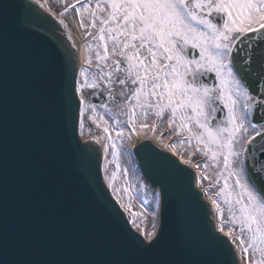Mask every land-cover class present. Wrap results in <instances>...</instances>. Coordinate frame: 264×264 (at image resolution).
Segmentation results:
<instances>
[{
	"label": "water",
	"instance_id": "95a60500",
	"mask_svg": "<svg viewBox=\"0 0 264 264\" xmlns=\"http://www.w3.org/2000/svg\"><path fill=\"white\" fill-rule=\"evenodd\" d=\"M6 2L10 28L0 43V240L6 241L9 257L30 264H203L208 259L240 264L228 238L214 229L212 209L194 187L192 170L147 139L133 153L150 185L159 189L162 235L150 253L137 248L142 237L101 182L98 140L80 142L76 135V42L41 0ZM249 46L256 42L238 43L237 50ZM203 81L216 82L212 73ZM247 84L256 98H264V83L249 76ZM90 98L106 102L98 91ZM247 113L252 122H264L259 102ZM254 137L243 158L249 175L264 165V138Z\"/></svg>",
	"mask_w": 264,
	"mask_h": 264
},
{
	"label": "snow or ice",
	"instance_id": "6c2138e0",
	"mask_svg": "<svg viewBox=\"0 0 264 264\" xmlns=\"http://www.w3.org/2000/svg\"><path fill=\"white\" fill-rule=\"evenodd\" d=\"M9 7L6 0L0 3V43L8 37ZM83 8L88 11L89 4L84 3ZM76 11L81 13L80 8ZM90 15L93 27L97 20L100 24L99 46L103 54L97 50L96 60L103 61L106 67L109 60L112 63L107 72L100 70L93 83L88 82L87 69H82L80 75L85 79L77 82L76 92L84 86L96 88L102 79L109 84L130 82L133 91L128 100L135 103L128 105L129 126L134 125L137 110H142L141 117H146L149 110L161 117L168 110L170 126L178 119L179 128L191 131L194 123L202 129L195 136L197 144L211 151V159L223 158V172L227 175L220 194L231 189L225 202L233 224L240 228L233 242L239 240L238 247L245 258L251 256L250 264H264V188L260 187L264 165L249 175L243 165L237 168L233 160L240 155L235 150L238 134L251 128L256 136L264 138V124L260 131L251 122L245 127L246 111L257 102L264 107V101H257L247 84L249 76L264 83V0H97ZM214 17H219L220 22ZM245 41H255L256 46L237 50V44ZM189 49L197 50L198 57ZM241 51L244 55L239 54ZM96 67H100L99 63ZM207 73L215 76L211 86L203 82ZM214 101L227 109L225 121L215 128L209 125L212 117L208 113L209 108L215 111ZM84 104L81 96V114ZM254 139L250 136L246 143ZM209 145H215V149H209ZM213 204L219 209L215 200ZM140 231L145 239L136 240V246L150 253L159 244L162 232ZM225 235L231 237L232 232ZM0 264L30 262L11 259L6 241L0 240ZM203 264L215 262L208 259Z\"/></svg>",
	"mask_w": 264,
	"mask_h": 264
},
{
	"label": "rangeland",
	"instance_id": "374dc122",
	"mask_svg": "<svg viewBox=\"0 0 264 264\" xmlns=\"http://www.w3.org/2000/svg\"><path fill=\"white\" fill-rule=\"evenodd\" d=\"M47 6L53 11L57 12L63 17L72 33L74 34L78 44L85 53V66L88 72V82L93 83L97 79V74L103 69L107 72L111 68V60L108 61V66H105L103 61L96 60V52L99 50L103 54V47H100L99 41V21L92 26V17L90 15L91 8L95 7L97 0H90L86 2L89 4V10L85 11L83 4H76L75 0H44ZM80 8L81 13L78 14L76 9ZM67 9V11H65ZM83 24V26H82ZM90 46V47H89ZM109 50L111 44L108 45ZM90 61V62H89ZM99 63L100 67L96 65ZM85 77L81 76L78 82L83 83ZM128 89L126 91L118 92L113 98L110 97V102L104 105L92 103L89 99L92 90H108L110 84L107 79L99 80L96 88L84 86L78 93L79 98L83 97L84 111L80 112L79 117V133L80 135H97L100 137L104 145V163L102 174L106 185L114 198L118 201L132 227L141 233L143 228L145 232H150L155 229L158 215L157 192L150 188L147 181L140 174L136 161L131 154L129 142L133 138V134H138L146 138L151 133L155 135L159 130L161 124L170 118V111L166 110L161 117H157L152 110L148 111L146 117H141L139 113L142 110H137L135 123L132 126L128 124V105L135 103L129 101L128 97L132 94L133 86L130 82L127 83ZM243 101H241V105ZM242 107V106H241ZM209 115L211 108L208 109ZM151 120L156 121V129L150 127ZM180 121L177 119L173 121L170 126L172 130L179 137L178 141L172 144L171 148L180 154L187 162H194L196 169L197 184L202 189L204 196L211 202L214 208V216L216 226L223 232H232L230 237L232 240L240 232L238 225L233 224L229 215V205L225 202L227 191L221 195L220 190L224 184V176L227 174L223 172L222 156L216 160L211 159V151L205 149L204 144H197L196 135L203 132L194 123L190 125L191 131L179 128ZM83 124V126H81ZM249 122L245 121V127H248ZM264 124V123H262ZM256 126V130L260 131V125ZM108 131L105 132L104 128ZM216 126H213L215 128ZM179 128V131H178ZM251 128H248L247 133L238 134V142L235 145V150L240 153L244 137L252 135ZM207 140V137H204ZM209 149H215V145H209ZM196 150V157H206L202 163H196L197 158L192 160L190 152ZM115 153V154H114ZM234 164L237 168L241 167L240 157H234ZM234 183V177L229 180V184ZM213 200L216 201L217 206H214ZM123 205V206H122ZM135 212L137 215H131ZM144 236V235H143ZM236 249L240 255L241 260L245 264H250L251 256L245 258L239 245V240L235 242Z\"/></svg>",
	"mask_w": 264,
	"mask_h": 264
},
{
	"label": "bare ground",
	"instance_id": "6f19581e",
	"mask_svg": "<svg viewBox=\"0 0 264 264\" xmlns=\"http://www.w3.org/2000/svg\"><path fill=\"white\" fill-rule=\"evenodd\" d=\"M85 53H84V51L83 50H78V80L80 79V77H81V75H80V72H81V70L82 69H84V66H85ZM90 136H96L97 138H98V140L100 141V143H101V148H102V167H103V163H104V158H105V156H104V145H103V143H102V141H101V139H100V137L99 136H97V135H87V136H83V139H87L88 137H90ZM132 139H131V141L129 142V148H132V146H134V144H135V142L136 141H138L139 139L141 140V137H143V136H141V135H138V134H133L132 135ZM152 137H150L149 139L150 140H153V138L151 139Z\"/></svg>",
	"mask_w": 264,
	"mask_h": 264
},
{
	"label": "flooded vegetation",
	"instance_id": "af4514ba",
	"mask_svg": "<svg viewBox=\"0 0 264 264\" xmlns=\"http://www.w3.org/2000/svg\"><path fill=\"white\" fill-rule=\"evenodd\" d=\"M226 115H227V112H226ZM212 117H213V120H211L213 122L212 127L216 126L217 124H220L222 121H225V119H226V116H225V118H223V119L216 120L213 113H212ZM237 139H238V137H237Z\"/></svg>",
	"mask_w": 264,
	"mask_h": 264
}]
</instances>
